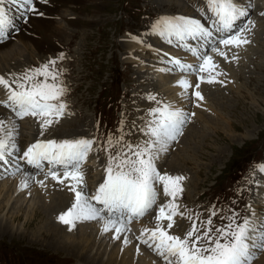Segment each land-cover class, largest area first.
Segmentation results:
<instances>
[{
	"label": "rangeland",
	"instance_id": "rangeland-1",
	"mask_svg": "<svg viewBox=\"0 0 264 264\" xmlns=\"http://www.w3.org/2000/svg\"><path fill=\"white\" fill-rule=\"evenodd\" d=\"M177 1L183 2L185 7L178 6ZM241 1L236 0L238 3ZM3 2L5 11L9 13L7 16L9 18L11 16L12 20H15L14 23L12 22L13 27L19 31L24 30L27 19L47 22V33L44 34L37 29V31L32 30V25L26 28L25 33L27 37L35 38L42 44L51 45L52 49L42 51L40 45L38 51V48L30 42L13 41L20 49L19 53L12 55L7 62H0V73L5 71L8 80L11 81L28 69L40 67L52 60L56 61V68L62 72L60 79L67 89L66 94L62 97L67 108L61 117L63 119L59 120V123L51 125L53 128L50 133H47L48 135L43 131L41 138L45 140L59 138L57 141L65 138H88L96 141L92 146V151L88 154L86 164L83 163L81 166L84 173V184L79 188L90 195L94 190L92 181L96 179L97 172L92 162L103 163L99 168L100 173L105 171L108 164L109 153L105 150L107 147L105 142L108 137L116 140L122 136V144L131 143L133 145L142 144L149 139V136L141 130L145 129L148 122L153 119L150 115L151 110L163 105L162 100L159 99L161 95L159 96L158 92L153 91L158 83L155 86L152 84L154 77L151 76V69L159 65L155 59L168 61L164 50L167 52L170 47V50L175 51L172 46L165 44L162 54L158 53L160 50L158 52L151 49L142 50L144 45L150 44L145 43L140 46L138 42L134 45L135 49L132 50V46L128 44L129 42H124L123 37L133 35L141 38L144 34H151L154 39L166 38V36L155 32L153 25L157 23L156 19H159L161 15H167V13H183V15L181 14L183 17H188L193 13V10H196L202 18V23L206 26L209 12L205 0H174L169 4L170 6L163 5L161 7L157 6L156 0H47L46 4L52 9L51 12H45L44 0H35V12L31 14L32 16L29 14L25 19H22L21 14L17 17L20 4H13L12 0H3ZM198 9H202L203 12ZM259 11L264 13V8H260ZM250 13L248 10L246 18L243 21L240 19L239 22L244 23ZM25 16L26 14L23 17ZM126 39L131 40L130 37H126ZM263 42L264 37H261V49L264 48ZM120 55L129 57L121 58ZM181 55L187 57L180 53ZM131 58L134 59L130 60ZM145 59L150 69L145 67L146 71L141 70L139 73V67L144 65ZM248 59H246V66ZM148 60L152 62L147 63ZM21 61H24V64L16 69H11L12 63H15L12 64L15 67L21 64ZM132 61L134 63H128ZM258 63L259 58L255 57L251 73L245 75L240 73L230 82L225 77L223 78L222 83L228 87L225 89L228 90L227 95L224 94L225 90L216 94V101L210 104L213 114L208 115L193 104L189 97L191 87H189V95L186 100H180L182 101L180 102L178 97L172 100V102L178 103L177 108L186 113L188 117H196V115L198 117L192 119L191 127L190 124L183 125L186 130L188 129L184 138H181L185 134V128L182 127L183 134L168 143L164 154L166 159L168 156L169 159L172 156V159L167 162L165 160V166L162 163V166L157 168L160 172L164 170V174L171 176L185 174L182 176L184 179L181 182L183 191L177 196L181 202L180 211L183 213V216L180 215L184 225L183 236L192 227L193 221L188 219L189 216L195 218L198 215L199 221H205L210 217L213 208L217 212L216 216L211 217L213 231L216 227L228 223L227 219H222V217L226 218L235 212L239 214V222V219L246 217L250 208L258 213L257 218L264 220V204L253 203L251 198V180L260 171L259 166L264 163V60H261L262 66ZM10 71H13L14 77L11 75L9 77ZM145 72L149 73V76ZM140 74L141 76H138ZM192 87L195 88L193 85ZM0 90V97L6 98L3 96V93H7L6 89L0 85ZM150 97H155V99H150ZM157 102H160L159 105ZM224 102L228 103V107L226 104L223 105ZM203 106L209 107L206 103ZM0 109L8 111L6 107L2 106V103H0ZM204 117L214 119L217 124L205 126ZM20 126L19 129L16 128L15 132L13 131V139L19 149L14 153L18 157L17 159H20L15 167L20 172L6 176L4 174L11 166L0 162V167L3 164L4 166H2L5 168L4 170L0 169V185L5 182L8 189L9 185L16 182V179L23 180L25 178L28 184L32 183L27 186L28 190H31L35 186L32 177L51 178L46 173L53 166L45 161L43 168L37 169L34 166L26 165L27 162L24 163L21 160L24 151L31 145L36 131L33 132L35 126L29 127L22 122H20ZM119 147L120 145H116L111 148L112 154H115ZM172 160L178 163L175 162L172 165ZM55 170L63 178L62 168L55 166ZM40 171L42 172L41 176ZM178 171L182 173H178ZM256 182L260 184L263 181L257 179ZM5 191L0 192V222L9 224L11 227L6 231V235L0 233V264H83L76 260V255L53 251L48 247L46 239L40 237L39 229L46 231L43 224L50 229L52 226L41 220L43 214L38 211L40 207H33L36 202H32L34 200L31 197L26 194L19 197L20 194L13 193L14 196L10 197L11 200L7 206L6 200L10 195L8 190ZM65 194L70 195V191ZM74 195L73 192L70 198ZM19 198L22 199L20 202H18ZM159 198L158 192L156 206L147 216L156 214V208L161 204ZM41 199L44 205L51 207L53 199L46 200L42 196ZM31 202L32 204H30ZM95 205L97 208H102L97 203ZM158 210L159 208H157ZM9 211L14 214H10ZM31 211L34 212L32 217ZM35 214L40 216L39 220L35 219ZM51 220H56L55 216H51ZM199 221L197 222L198 226ZM57 225L68 228V225L63 223H57ZM109 241L112 244L116 242L112 237H109L105 243H109ZM4 246H10L12 250ZM105 250L102 248L104 255L107 254L106 257L103 255L106 259L108 252ZM256 251H258L255 253L257 258L252 260V264H257L264 259V250L257 249ZM92 257L93 255L86 256L89 263H92ZM107 259L110 260L109 257Z\"/></svg>",
	"mask_w": 264,
	"mask_h": 264
},
{
	"label": "snow or ice",
	"instance_id": "snow-or-ice-1",
	"mask_svg": "<svg viewBox=\"0 0 264 264\" xmlns=\"http://www.w3.org/2000/svg\"><path fill=\"white\" fill-rule=\"evenodd\" d=\"M2 3L3 0H0V4ZM12 3L20 4L28 13L35 12V0H12ZM205 3L213 15L211 27L220 33L214 44L209 47V51L228 59L227 52L221 50L220 46L240 47L250 43L245 36V32L250 29L244 25L237 26L236 23L248 13L236 0H205ZM198 10L203 12L202 9ZM11 23L5 9L0 7V39L6 36ZM153 30L161 36H176L180 40L189 37L208 41L213 37V31L200 20L183 16L163 18L153 25ZM189 51L200 59L201 63L198 66L182 64L179 60L175 63L182 70L208 72L209 78L206 82H217L212 74L221 73L216 71L219 66L213 62L212 56L198 52L192 47ZM61 76L62 72L56 68L55 60L28 69L11 81L0 76V85L7 91V100L0 103L9 108L16 118L23 119L27 116L37 118L43 135L44 130L54 123H59L67 108L66 102L62 99L67 89L60 79ZM199 79L204 82L203 76ZM178 84L185 90L192 87L186 79L178 81ZM199 87L197 83L195 85L197 90L193 95L202 101L204 97L198 90ZM157 103L159 105L160 102ZM150 115L153 119L141 130L149 139L142 144H122V136L116 140L112 137L107 138L105 150L109 156L105 169L106 177L91 197L78 190V186L84 184L81 166L96 143L94 139L37 140L27 148L21 158L37 169H42L43 162L47 161L53 167L48 169L46 175L61 184L70 179L72 182L70 190L75 193V202L58 217L60 222L69 225L70 229L78 220L104 219L106 213L108 219L103 230L105 232L114 230L116 233L114 238L120 239L121 232L130 231L128 225L133 219L143 217L156 205L158 198L156 185L162 184L164 195L171 197V200L159 207L156 227L142 229L140 236L137 237L142 244L152 248L163 258L165 264H252L255 258L254 249L264 250V220L259 218L254 221L249 217H243L238 222L239 214L233 212L226 218L222 217L227 219L228 223L216 227L213 231L211 217L217 215L213 208L210 217L205 221H199L198 215L195 218L189 216L188 219L193 221L192 227L183 238L169 234L175 223L174 217L183 216V213L178 211L179 206L175 200L183 191L181 182L184 177L161 174L155 161L160 152L167 150L168 143L176 140L182 133V127L188 117L181 109H173L167 104L153 108ZM6 129V122L0 120V161L5 163L6 156L11 155L10 149L19 151L13 139L14 129ZM116 145L120 147L112 154L111 148ZM57 165L63 170V178L55 170ZM259 167L264 171V165ZM92 201L102 208H97ZM164 220L168 221L166 227L162 224ZM124 242L128 243L126 238Z\"/></svg>",
	"mask_w": 264,
	"mask_h": 264
},
{
	"label": "bare ground",
	"instance_id": "bare-ground-1",
	"mask_svg": "<svg viewBox=\"0 0 264 264\" xmlns=\"http://www.w3.org/2000/svg\"><path fill=\"white\" fill-rule=\"evenodd\" d=\"M46 1L47 0H44V6H43V7H45V12H51L52 9L46 4ZM173 1L174 0H156V3H157V6L161 7L163 5L171 4V2H173ZM251 2H252V6H257L260 4V0H251ZM176 4L178 6H181V8L185 7V4L183 2L180 3L177 1ZM0 7H3L5 9L4 2L2 4H0ZM33 13L34 12H32V13L26 12L25 13L26 16L25 17L21 16V17H22V19H25L29 14L31 15ZM19 14L20 13L17 12V17ZM181 14L183 15V13H181ZM181 14L180 13L179 14L167 13V15H164V16L161 15L160 18L156 19V20L159 21L163 18L179 17V16H182ZM188 17L198 19L202 22V19L200 18V14L196 10H193L192 15H189ZM11 22L14 23L15 20L11 19ZM25 24H26V27L24 28L23 31H19L18 29H15L14 27L9 28V30H7L6 36L3 39H0V62H7V60L10 57H12V55H17L19 53L18 51L20 49L16 47L15 42H13V41H20L22 43L30 42L33 46H36V48H38V51H39L40 45L42 46V51L43 50L48 51V50L52 49L51 45L42 44V43L38 42L37 40H35V38H31L29 36L27 37L26 33H25L26 28H28L29 25H32L31 26L32 30L37 29L39 31H42V33L45 34L48 31V28H47L48 25H46L47 22L41 21V20H29V19H27ZM211 26H212V22L210 23V29L211 30L214 29ZM248 29H250V30L245 32V36H246L247 40L250 41V43L243 44L240 47H233V46L224 47V46H221V50L227 52L228 59H225V58L219 56L218 54H216L214 52L207 53L208 55L210 54V56H212L213 62L219 66L218 69H216V71L221 73L220 75H216L215 72H213L212 75L215 76V80L217 81L214 83H207L206 82L207 79L209 78L208 72L197 73L195 71L182 70L175 63L176 60L181 61L180 58H182L180 56V53L178 54V51H172V50H170V47H168L167 52L164 50L165 54L168 57V61L167 60L166 61L165 60L160 61L159 58L155 59V62H157V64H159V65H157L155 68L153 67L154 69H151V71H152L151 76L154 77V81L152 84L155 86V84L158 83L157 86L155 87V90H153V91H155V93L158 92L157 94L159 96L161 95L159 97V99H160V101L162 100V104L163 105H165V104L171 105V107L173 109H176L178 107V103L172 102V100L175 97H178L179 101L180 100H186L188 98L187 96L189 95L188 94L189 88L187 90H185L181 86H179V84H178V81L186 79L189 82V84L193 85V86H195L197 83H199L200 87L198 90L201 92L202 96L204 97V99L202 101L198 100L193 95V93L197 89L196 88L193 89V87H191L189 97H190V100L193 102V104L199 105V106H197V108L202 109L203 111H205L206 114H208V115L213 114V112H212L213 108L210 104L216 101L215 97H216L217 93H219L221 90H225L228 88V87H225V85L222 83L223 78L225 77V79L228 82L234 80L235 76H236L235 73L238 71V69H242V68L246 67V59L249 58V55L251 53L258 51V41L261 39V37H264V22L262 20H261V23L255 22L254 25L250 26ZM126 37L127 38L130 37V39L133 40L132 42L128 43L130 46H132V48H133L132 50L135 49L134 45L137 42L140 44V46L144 45L145 43H149L152 47L148 48V46H150V45H147V46L144 45L142 47V50L151 49V50H156L155 52L162 50V48H164L165 45L168 46V44L164 43L163 41H160L157 38L154 39L153 38L154 36H152L151 34L150 35L144 34L141 36V38L134 37L133 35H126L125 37H123L124 42H126ZM176 38L177 37L175 36L174 39H176ZM174 39L173 40L171 39L170 43H172V42L175 43ZM197 40L198 39H192V38L186 37L184 40L179 41L180 42L179 45H180V47L182 45L183 47L196 48L198 50V52H202V50L204 49V44L202 42H205V41L201 39L202 40L201 44H199L198 46H192V42H195ZM208 41L213 43L214 37H212ZM263 44H264V42H263ZM132 50H130V51H132ZM158 53L162 54L163 50H162V53H160V52H158ZM260 54H261V60H264V48L261 49ZM131 56H132V54H131ZM132 59H134V58H131L130 60H132ZM183 59H184V62H182L183 61L182 60L181 61L182 64H190L193 66H198L201 63L200 59L195 55L189 56V57H186ZM145 61H147V60L145 59L143 62H145ZM150 62H152V61L148 60L147 63H150ZM164 63H166V64H164ZM12 64L10 66L11 69H16L20 65L24 64V61H21V64H19L18 66H15V67L13 66L15 63L13 65ZM143 64H144L143 66L139 67V69H140L138 71L139 73L141 70L146 71L145 67L146 68L148 67L146 62ZM24 67H25V65L23 66V68ZM148 69H150V68L148 67ZM12 72L10 71L9 77H10V75H11V77H14V73H12ZM164 73H167V74L170 73V75H167ZM146 74L149 76V73H146ZM191 74H193V76H191ZM0 76H2L4 78L6 77V79H8L7 73L5 71L0 73ZM138 76H141V74ZM201 76L204 77V82L200 81L199 77H201ZM152 77H151V79H152ZM147 89H149V88L147 87ZM0 92H1V90H0ZM3 96L6 98H3L1 96L0 101L1 100H4V101L7 100V93H3ZM180 102H182V101H180ZM183 103H185V102H183ZM205 103L208 104V106H209L208 108H205L203 106ZM2 106H3V104H2ZM193 114L195 115V113H193ZM14 115L15 114L12 111H9V110L5 111V110L0 109V120H4L6 122V124H7L6 130H13L14 129V132H15L16 128L19 129L21 127L20 122H19V120H21L22 123L26 124L29 127L35 126V130L33 132L36 131V135L32 139L31 145L33 143H35L37 140H44V141L47 140V139L45 140V139L41 138L42 137L40 134L41 128H40V122L38 119L35 120L34 117L27 116L23 119H16L15 120ZM193 118L196 119L198 117H197V115H196V117L195 116L194 117H188L187 122L184 124V126L186 124H192ZM204 118L205 119H203V120L205 121V126L207 124H209V125H211V124L216 125L217 124L214 121V119H212V118H209V117L208 118L204 117ZM27 122H28V124H27ZM31 124H33V125H31ZM52 128L53 127L50 126L48 129H46L47 131L46 130H44V131H46L47 133H50L52 131ZM193 131H195V129H193ZM71 136H72V134H71ZM63 138H65V137H63ZM72 138H74V137H72ZM65 139H68V138H65ZM65 139H62V140H65ZM74 139H68V140H74ZM167 147H168V145H167ZM164 153H165V151H162L159 153V157L156 160V167L157 168L162 166V163H163V166H165L166 162L168 160L172 159V156L170 157V159H169V156H168V159H166V155ZM11 154H12V152H11ZM174 156H176V155H174ZM178 156H180V155H178ZM6 158H7V156H6ZM22 160H24L26 162L25 159H22ZM165 160H166V162H165ZM0 162H4V161H0ZM175 162L176 161L172 160L171 161L172 165ZM92 163H93V166L95 167V169L97 170L96 177H95L96 179L94 178L95 180L92 181V187L94 188V187L100 185L101 183H103V181L106 177V173L103 174L105 171L103 173L99 172L100 171L99 168L103 165V163L96 162V161L92 162ZM176 163H178V162H176ZM84 164H86V163L84 162ZM262 165H264V163ZM261 172H262V174H261ZM61 174H63V173H61ZM257 179H261L264 182V171H259V173H257L254 176V178H252V180H251L252 189H253V190L251 189V192H252V195L254 197L253 202L254 203L258 202L259 204L263 205L264 204V188L261 190V185H263V182H261L259 184L258 182H256ZM13 180H15V179H13ZM33 182H34L35 186L31 190L29 189L30 191L28 190L27 186L31 182L28 184V182L26 181L25 178H23V180L19 179V178L16 179V182L14 184L9 185L10 187L8 186V189L6 188L7 183L4 182L3 185H0V187H1L0 192L2 193L5 190H8L10 196L6 200L7 206H9L8 203L11 200L10 197L14 196L13 193H15L16 195L20 194V195H18L19 197H22L25 194L31 195V198L34 200L32 202H36V203H34L33 207L34 206L40 207V209L38 211H40L39 213L43 214L41 217V220L48 222V224L52 226V229H50L46 225L43 224V226L46 228V231H40V229H39V233H40V235H41L40 237L42 239L43 238L46 239V241L48 243V247L50 249H53V251L68 252L69 255L70 254L76 255L77 256L76 260H78L79 262H82L83 264H92V263H94V261H95L94 264H100V263H102V264H119V263H121V264H165V262L161 256H159L158 254L157 255L153 254L151 252L152 248L147 247L145 244H142L137 239V237L140 236L142 229H144V228L154 229L156 227V223H157L156 222V216H157L158 212L156 214L154 213V215H152V216H146L143 220L134 221L131 224V226H128L130 228V231H123L120 233V239L114 238L116 235L114 230H110L108 232H105L103 230L106 218L97 219L95 221H87L86 219L85 220H78L75 222V226L72 227L71 229H70L69 225L67 226L68 228H64L62 226H58L57 223L55 224L54 223L55 220L52 221L51 216H55V218L58 219L60 214L66 212L72 206V204L75 202V200H73L72 203L69 204L66 197L62 194L63 192L66 191V189H68V187L71 188L72 182L66 181L63 184H61L57 180H54V179L49 178V177H47V178L42 177L40 179L39 178H33ZM41 182H43V183H41ZM25 183L27 186H25ZM68 185H70V186H68ZM79 187L80 186H78V190H80ZM41 196L45 197L46 200L49 198H50V200L53 199L51 202L52 205L50 203L52 208L49 207V205L46 206L42 203ZM162 199H164V201L161 202L160 206L168 203L171 200V197L165 196L163 194ZM21 200L22 199L19 198L18 202H20ZM23 200H25V199L23 198ZM32 202L30 204H32ZM47 203H48V201H47ZM175 203L179 206L178 211L180 212V209H181L180 200L176 198ZM9 213L14 214L13 212H10V211H9ZM33 214H34V212L31 211V217ZM34 217L36 220H39V218H40V216L37 214H35ZM246 217H249L255 221L256 218L258 217V213H255L254 210L252 208H250V210H248ZM174 221H175L174 226L171 230H169V234L178 235L181 238H183L184 236H183L182 232L184 231V225H183V221L180 219V215L175 216ZM167 223H168L167 220L162 221V224L165 227L167 226ZM10 227H11V225L0 222V233H2V235L3 234L6 235V233H7L6 231L10 230ZM134 234H136V236H133ZM96 236H97V239H96ZM109 237H112L114 240H116V242L115 243L113 242L114 244L110 243L111 241H109V243H105L106 239ZM125 238L127 239L128 243L124 242ZM109 246H112V248H110ZM102 248H104V250L106 249L105 252H108V257L110 260L107 259L108 257L106 258L107 261L104 258V257H106L107 254L104 255V252H102ZM254 251H256V249H254ZM87 255L89 257H90V255H93L92 263H89L87 261V259H86ZM103 255H104V257H103ZM113 261H117V262H113ZM257 264H264V259L259 261Z\"/></svg>",
	"mask_w": 264,
	"mask_h": 264
}]
</instances>
